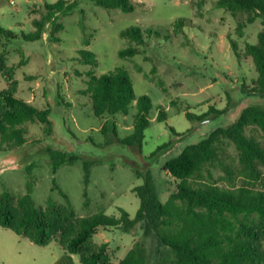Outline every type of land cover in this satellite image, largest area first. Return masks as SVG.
Returning a JSON list of instances; mask_svg holds the SVG:
<instances>
[{
	"label": "rangeland",
	"instance_id": "374dc122",
	"mask_svg": "<svg viewBox=\"0 0 264 264\" xmlns=\"http://www.w3.org/2000/svg\"><path fill=\"white\" fill-rule=\"evenodd\" d=\"M57 1L0 0V51L4 49L3 58L7 54L4 63L15 71L20 85L40 84L35 89L34 106L45 109L50 104L54 122L51 135L41 123H27V143L18 149L20 155L0 158V195L6 190L15 196L30 192L40 209H45L49 200L58 206L70 202L77 217L105 214L120 219L125 211L134 218L140 207L135 189L143 184L137 171L151 173L156 194L166 202L175 187L174 179L161 171L166 161L217 128L233 124L244 108H264V95L246 93L245 88H251L258 78L247 46L256 45L260 33H264L262 17L253 23L248 22V14L236 19L231 12L217 7L219 0H131L135 5L132 13L105 10L94 0H66L76 2L77 8L69 15L58 13L47 20L44 39L29 40L34 30L32 20L43 16L45 4ZM180 19L189 23L178 29L174 24ZM238 22L245 25L241 35ZM131 27L142 29L145 45L139 47L136 56L120 58L121 50L136 47L120 36L121 31ZM82 50L92 52L96 63L86 64L79 54ZM27 55L32 56L29 64ZM121 68L130 75L136 99L146 95L151 100V123L141 148L122 143L133 133L136 103L128 115L108 116V130L102 131L104 119L93 114L89 95L84 93L90 72L99 77ZM8 82L0 81V92L10 87ZM226 107V112L212 113L203 120L192 121L186 116L187 112L204 116L209 110L221 112ZM159 110L166 111V121L158 120ZM113 125L117 136L112 134ZM170 127L181 136H175ZM246 135L264 150L262 129L247 127ZM168 143L174 145L172 149L157 159L149 158ZM223 147L221 158L236 166L235 146L224 140ZM52 152L78 159L61 165L54 173ZM85 164L90 166L88 183ZM211 173L205 171L204 179L218 186L228 185L222 169L213 168ZM235 183L247 185L241 178ZM253 184L254 189L264 191V166L259 181ZM144 230L143 222L129 231L122 226L100 228L94 239L108 244L114 264L136 242L145 240L148 264H158L156 240L152 235L145 237ZM66 253L57 240L40 246L0 227V264H64L69 257L71 264H81L79 256Z\"/></svg>",
	"mask_w": 264,
	"mask_h": 264
},
{
	"label": "trees",
	"instance_id": "16d2710c",
	"mask_svg": "<svg viewBox=\"0 0 264 264\" xmlns=\"http://www.w3.org/2000/svg\"><path fill=\"white\" fill-rule=\"evenodd\" d=\"M94 1L105 10L121 9L128 13L135 11L131 0ZM216 5L231 12L236 19L240 14H248L249 23L260 17L264 21V0H219ZM76 8V2L69 3L66 0L45 4L43 16L32 20L34 31L29 40L42 38L47 20L58 13L69 15ZM31 12L34 13L35 9ZM187 23L188 20L180 19L174 26L180 29ZM244 28L245 25L238 22L239 35ZM148 32L151 34V31ZM120 36L136 44V47L121 50L120 58L136 56L140 53L139 47L145 45L141 28H127L121 31ZM236 47L233 42L232 48L239 58ZM79 54L86 64L96 63L92 52L82 50ZM247 54L253 58L258 78L251 88L245 86L246 93L264 95V33H260L256 45L247 46ZM4 60L0 54V70L10 78V87L0 92V153L16 151L27 143L26 125L29 122L41 123L45 126L47 135H51L54 129L51 105L47 104L45 109H39L17 97L18 83ZM89 76L84 93L89 95L96 117L104 119L116 114L128 115L136 103L133 133L122 139V143L132 148H141L145 130L151 123L150 98L143 95L136 99L130 75L125 69H117L99 77L92 71ZM228 109L226 107L221 112L209 110L204 116L187 112L186 116L192 121L203 120L212 113L222 114ZM165 112L159 110L160 122L167 120ZM251 126L264 131V108H244L233 124L217 128L201 141L185 147L177 157L166 161L161 171L168 173L175 183L166 202H162L156 194L151 173L137 171L143 184L135 189L140 207L134 218L125 211L120 219L105 214L77 217L70 202L68 206H58L52 200L48 201L45 209H40L30 192L15 196L6 190L0 195V227L40 246L57 240L65 252L79 256L81 264H114L108 244L95 241L97 231L100 228L120 226L129 231L140 222L145 225L144 236L152 235L156 240L158 264H264V191L252 187L261 176L264 150L246 135V128ZM170 128L175 136H181L174 128ZM106 130L107 122L102 126V131ZM112 132L117 136L115 125ZM224 140L232 143L238 152L236 166L221 158ZM173 146L171 143L162 145L149 158L157 159V156ZM52 158L54 173L61 165L73 164L78 159L64 152H52ZM84 168L85 182L88 183L90 166L85 164ZM213 168L224 171L228 185L218 186L204 179V172L207 171L212 176ZM237 178H241L247 185H237ZM64 196L66 197L65 194ZM148 262L146 241L140 240L118 264Z\"/></svg>",
	"mask_w": 264,
	"mask_h": 264
},
{
	"label": "crops",
	"instance_id": "0c3cea01",
	"mask_svg": "<svg viewBox=\"0 0 264 264\" xmlns=\"http://www.w3.org/2000/svg\"><path fill=\"white\" fill-rule=\"evenodd\" d=\"M43 36H44V34H43ZM44 38L45 37H42L41 39H44ZM0 45H1V47L3 46V44L1 42H0ZM3 51H4V49L2 48L1 51H0V54H2ZM6 55L4 56L5 60L7 59ZM27 56H28L26 58L27 61H28L27 64H29V62L31 61L32 56L31 55H27ZM5 60H4V62H7V60L6 61ZM6 67L9 68V65L7 64ZM13 76H14V79L18 83V85H17V93H16L17 97H19L20 99H23L26 102L34 105V103H35V91L37 89H39L40 84L37 83L36 84V87L32 86V84L31 85H28V84H26V85H20L19 84V79H17L16 76H15V71L13 72ZM27 78H28V75L25 74L24 75V80L27 81ZM2 79L9 80L8 83L10 84V78H9V76H7L6 74H4L0 70V81H2ZM108 119H109V117L108 118H104V122H108ZM19 153H21V150H16V151H13V152H8V153H5V154L3 153L0 156V158H17V156L20 155ZM66 255H67V253H66ZM66 257H68V256H66ZM71 262H73V260H72V258L69 257L68 260L64 264H71Z\"/></svg>",
	"mask_w": 264,
	"mask_h": 264
}]
</instances>
